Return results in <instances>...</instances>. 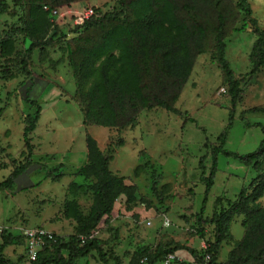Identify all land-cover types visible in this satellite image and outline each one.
Segmentation results:
<instances>
[{
	"label": "rangeland",
	"instance_id": "374dc122",
	"mask_svg": "<svg viewBox=\"0 0 264 264\" xmlns=\"http://www.w3.org/2000/svg\"><path fill=\"white\" fill-rule=\"evenodd\" d=\"M0 1L8 6L0 12V66L12 76L4 80L0 72V182L18 164L29 163L11 189L0 190V223L17 243L16 251L30 264L18 237L21 227L41 226L66 239L75 234L77 222L68 209L69 201H76L83 214L89 213L95 179L84 177L80 170L87 163L86 135L90 133L104 154L113 158V173L137 186L138 200L128 206L125 197H121L111 217L102 220L95 231V236L105 242L110 264H130L143 250L154 252L178 245L203 253L214 240L215 226L199 220L206 193L201 159L205 156L208 176L213 163L212 148L219 144L218 138L229 125L231 113L233 125L226 149L252 153L264 139L261 128L256 126L264 125V113L249 112L264 108V66L252 72L250 59L257 36L251 24L243 32L232 31L241 27L248 16L242 12L233 20L225 38L226 58L240 80L235 106L230 81L217 59L216 32L209 27L206 52L197 57L176 103L183 115L155 107L142 110L134 124L103 127L84 124V103L77 95L71 66L72 58L79 59L78 55L71 56L70 49L89 44L79 41L81 37L98 41L103 32L100 28L80 29L75 14L86 7L103 13L116 11L120 9L119 0H49L65 15L51 20L42 10L36 13V26L50 43L47 56L41 55V48L35 49L28 66L22 64L31 44L24 31L28 6L22 0ZM249 1L253 17L264 31V0ZM113 54L123 62L119 49ZM38 107L40 119L31 134L34 149L29 157L23 154L24 120L29 114L35 115ZM217 160L204 220L230 208L243 188L248 187L251 192V181L259 173L252 165L222 153ZM138 165H143L144 170L136 177ZM259 202L264 206V196ZM243 219L240 215L232 221V239L222 243L219 262L227 261L235 241L243 238ZM178 254L185 258L184 264H192L191 251L180 250ZM99 259L94 252L79 258L77 264H103Z\"/></svg>",
	"mask_w": 264,
	"mask_h": 264
},
{
	"label": "trees",
	"instance_id": "16d2710c",
	"mask_svg": "<svg viewBox=\"0 0 264 264\" xmlns=\"http://www.w3.org/2000/svg\"><path fill=\"white\" fill-rule=\"evenodd\" d=\"M22 2L28 6L24 31L31 40L26 51L27 57L23 58L22 64L28 66L31 53L41 48V55L46 57V48L50 43L43 31L36 26V13L42 10L49 19L54 20L56 18L44 7H59L49 3V0ZM0 6V12H5L8 8L4 1H0ZM119 6V10L107 13L93 7L95 15L78 27L87 31L100 28L103 30L100 39L92 42L81 37L79 41L89 44L77 45L75 50L70 49L71 56L78 55L79 59L77 61L72 58L71 66L75 71L77 95L84 103L85 125L118 127L134 124L142 110L155 107L183 115L176 103L193 72L197 57L206 52L209 27L216 32L217 59L230 81L232 103L235 106L239 100L237 91L240 80L235 77L226 58L225 38L228 25L242 12L248 19L241 27H234L232 31L243 32L249 24L252 25L257 36L250 55L254 66L252 72H258L264 66V31L253 17L249 0H119ZM116 48L121 51L123 62L113 54ZM0 72L4 80L12 77L1 66ZM249 112L264 113V108H252ZM233 116L231 113L229 125L218 138L219 144L212 148L213 163L208 176L204 164L205 156L200 161L201 180L206 184V193L199 220L215 226L214 240L209 242L203 253L180 245L166 250L159 248L154 252L143 250L133 257L130 264H140L145 256L149 258V264H161L169 253L180 250L191 251L196 261H203L205 254H211V264H264V206L259 202L264 196V139L252 153L240 154L226 149ZM39 119L40 107L35 115L29 114L24 120L23 137L26 150L23 154L27 153L29 157L34 149L31 134L37 128ZM256 126L264 133L263 124L257 123ZM86 144L87 163L80 173L86 178L95 179L90 211L85 215L76 201H69L68 209L77 222L75 234L66 239L55 233L57 241L43 249L30 264H77L79 258L88 257L94 252L103 264H110V256L104 249L105 242L95 236V231L102 220L111 217L116 202L121 197H125V204L128 206L138 200L137 186L127 183L124 176L113 173L110 169L113 158L104 154L98 140L90 133L86 135ZM221 153L252 165L259 173L251 181V192H248V187L243 188L238 200L230 208L204 220L208 195L215 183L217 157ZM28 167V162L18 164L9 177L0 182V190L11 189L15 179ZM143 170L144 166L138 165L134 171L135 176L139 177ZM169 187V184L165 186L166 191ZM240 215L244 216L242 225L245 234L241 240L235 241L228 260L219 262L221 245L232 239L231 224ZM13 241L7 230L0 236V264H27L24 256L14 262L4 255L5 248Z\"/></svg>",
	"mask_w": 264,
	"mask_h": 264
},
{
	"label": "built area",
	"instance_id": "2783aa9c",
	"mask_svg": "<svg viewBox=\"0 0 264 264\" xmlns=\"http://www.w3.org/2000/svg\"><path fill=\"white\" fill-rule=\"evenodd\" d=\"M46 11H50L55 18L63 17L64 12L60 8L50 9L49 6H45ZM67 13V12H66ZM95 15V9L93 7H86L81 12L75 14L76 25H83L87 20ZM222 91H225L223 89ZM7 230L4 224L0 223V236ZM19 235L22 237L25 246L26 258L29 262L36 260L39 253L46 247L51 246L52 243L57 241L55 233L49 229L41 226L34 227H21ZM211 254H205L203 261L194 260L195 264H211ZM184 259L176 253H169L162 261L161 264H181ZM140 264H149V258L147 256L140 260Z\"/></svg>",
	"mask_w": 264,
	"mask_h": 264
},
{
	"label": "crops",
	"instance_id": "0c3cea01",
	"mask_svg": "<svg viewBox=\"0 0 264 264\" xmlns=\"http://www.w3.org/2000/svg\"><path fill=\"white\" fill-rule=\"evenodd\" d=\"M1 224H3V223H1ZM19 235V234H18ZM21 238V237H20ZM21 241H22V243H24V241H23V239L21 238ZM15 242H17V241H15ZM16 244L17 243H14V241H13V243L12 244H10V245H8L6 248H5V250H4V255L6 256V257H9L12 261H14V262H16V261H18L19 260V258H20V256H23L22 254H21V252L20 251H16ZM25 248V247H24ZM23 248V249H24ZM176 254L177 255H179L178 254V252H176ZM180 256V255H179ZM181 258H183L182 256H180ZM193 257V256H192ZM184 260H185V258H183ZM27 260V259H26ZM190 263H193L194 262V258H192V260H190L189 261Z\"/></svg>",
	"mask_w": 264,
	"mask_h": 264
}]
</instances>
